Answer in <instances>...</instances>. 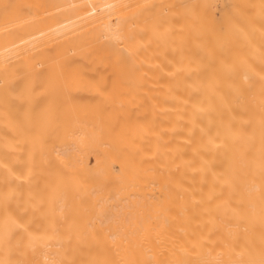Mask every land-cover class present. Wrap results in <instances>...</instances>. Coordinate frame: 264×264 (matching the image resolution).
Masks as SVG:
<instances>
[{"label": "bare ground", "instance_id": "obj_1", "mask_svg": "<svg viewBox=\"0 0 264 264\" xmlns=\"http://www.w3.org/2000/svg\"><path fill=\"white\" fill-rule=\"evenodd\" d=\"M0 264H264V0H0Z\"/></svg>", "mask_w": 264, "mask_h": 264}]
</instances>
